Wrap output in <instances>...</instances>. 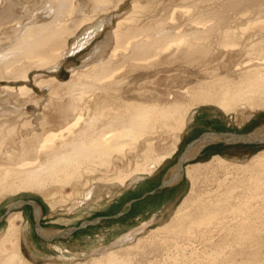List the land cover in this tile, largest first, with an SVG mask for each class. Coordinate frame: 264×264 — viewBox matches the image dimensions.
<instances>
[{
    "label": "bare ground",
    "instance_id": "bare-ground-1",
    "mask_svg": "<svg viewBox=\"0 0 264 264\" xmlns=\"http://www.w3.org/2000/svg\"><path fill=\"white\" fill-rule=\"evenodd\" d=\"M88 1L91 3L93 13L91 16L86 12L89 3L83 5L80 0H30L28 1L30 5L24 7L25 12L22 15L18 14L16 9L25 4L26 0H0V133L3 130L13 132L11 142L0 149V154L6 157V161L0 162V196L2 197L8 198L20 192L38 191L45 195L51 211H56L58 206L69 204L71 200L73 204L69 207V212L88 209L91 206L97 207L106 199H113L118 193L117 189H126L145 179L163 162L170 159L176 153L185 128L199 118V116L195 117L197 112L195 110L202 107L201 112L206 113L208 110L216 112L218 109L227 116L230 114L241 116L242 121L244 118L254 117L256 111H264V0H207L208 3L203 6L201 14L197 17L187 15L183 10L184 0H169L166 4L162 0H133L132 12L118 22L112 32L114 46L112 47L110 42L104 45L97 44L81 57L80 65L71 70L68 81L62 82L57 77L62 61L67 57H76L89 46L91 39L98 35L101 29H106L105 24L112 21L111 18H106L110 13H104L106 10L112 8L120 10L125 5V0ZM152 4L155 7L148 9ZM160 5L162 8L158 9ZM137 11L143 14L136 16ZM194 24L203 26L202 30L195 28ZM220 36L228 40L226 44L238 46L233 51L235 56L239 57L242 54L247 56L246 60L242 62L241 59L234 66V71L239 76L237 81L229 82L226 78L222 79L225 83L219 87L213 85L215 91L206 89L191 93V103H184L183 98L186 95L185 90L182 91L183 88L175 93L169 91V88L160 92L157 88L152 90L143 86L136 88L137 76L128 80L134 72L150 70L154 66L150 62L153 58H158L157 66H168L169 61L176 57H185L192 63L194 58H206L210 46H218L222 43L218 39ZM40 69L46 70L49 78L44 79L46 76H42L38 86L46 89L49 97L47 100L42 98L39 103L34 96L39 92L29 86V79L31 73ZM169 71V68L157 73L155 70L154 75ZM32 101L36 102L40 112L29 114L28 103ZM208 106L217 109L215 111ZM168 136H172L171 142H165ZM137 144L144 147L140 151L136 150L133 167L122 169L116 164L114 175L106 178L97 175L101 173L100 168H104L103 173L108 174L114 162L123 160L125 148L132 145L133 147L128 151L130 153ZM229 161L214 156L208 163L185 164L184 174L190 179L191 188L175 208L171 220L152 230L145 238L138 236L144 234L150 222L155 221L154 217L140 226L120 233L111 245L105 247L98 245L99 247L92 250L88 256L91 259L90 263L133 264L130 260L135 258H132L133 254L148 260L155 247L159 246L160 236L167 237L175 233V236L184 238L192 235L193 230V236L196 234L204 237L221 228L224 230L223 226L230 219H234L232 216L234 208L231 205V200L235 196L232 194L234 191H231L233 187L223 186L224 180L218 186L219 189L223 187L220 194L218 190L212 191L213 193L205 191L198 194L196 189L199 179L205 178L208 170L225 165H237ZM262 175H264V161L259 159L251 174L253 182L248 189L252 192L251 197H254L251 199L264 203L262 197L264 184L259 183ZM202 181L207 182L204 179ZM56 185H60L61 188L70 185L73 190L72 196H69L70 198L61 196L56 199L58 195L56 192L47 194L46 191ZM236 199L238 200V197ZM242 201L243 206L249 202L245 199ZM262 202L260 204H263ZM239 207L235 208L238 209L235 212L242 213ZM244 208L247 210L246 207ZM8 214L7 225L3 233H0V264H31L22 249L23 237L28 249H31L28 245L29 238L25 235L29 233L30 228L25 224L27 219L25 220L22 211L15 210ZM244 216L243 220L239 219L241 224L240 221L237 222L243 228L241 234L250 226L249 222L254 215ZM17 221L21 224L18 225ZM259 221L256 218V221H251L250 224ZM263 225L264 223L261 227ZM231 227L227 229L230 230ZM234 228L238 234L237 228ZM56 230L58 229L45 228L44 233H53ZM251 230L246 231L242 236L239 235L243 237L242 242L243 239L249 240L252 236L257 239L258 236H262L252 235L258 232L252 233ZM136 238L137 241L132 244ZM78 243L80 244V241ZM262 245L258 250L247 253L248 256L255 258L252 259L254 260L251 261L252 263H249V260L247 263L244 261L237 263L230 257L233 256L231 251H229L230 256L223 255L224 257L219 261H216L218 258L215 259L216 255L214 258L213 252L208 257L215 261L213 264H264V255L261 256V253L264 254V244ZM8 246H11L10 250ZM238 246L235 245V249L241 247ZM176 248L178 249L177 246L175 250ZM61 253L63 258L69 257L64 251ZM167 255L166 257L169 258ZM235 255L237 256V253ZM239 256L240 254L238 258ZM69 258L74 260L76 257ZM209 258L208 264H211ZM197 259H195L196 264ZM151 261L148 260L147 264H155ZM201 261L203 264L206 260Z\"/></svg>",
    "mask_w": 264,
    "mask_h": 264
},
{
    "label": "rangeland",
    "instance_id": "rangeland-1",
    "mask_svg": "<svg viewBox=\"0 0 264 264\" xmlns=\"http://www.w3.org/2000/svg\"><path fill=\"white\" fill-rule=\"evenodd\" d=\"M26 1L27 2L25 4L20 5L16 9L18 14L22 15L25 12L24 7L30 5V3H29L30 0H26ZM80 1L83 5H86L87 3H89L88 0H80ZM162 1L165 4L167 2H169V0H162ZM206 3H208L207 0H184V2H183L184 9L183 10L185 12H187V15H195L197 17V16H199V14H201V11L203 10L202 8ZM132 4H133V0L132 1L131 0H125V5L120 10H117L116 8H112L111 10H106L104 12V13L110 12L108 17H106V18H111L112 21L110 23H106L105 24L106 29L105 30L101 29L99 34L95 36L96 38L93 37L91 39L92 41L89 44V46H87L76 57H67L65 60L62 61L61 68L58 70V73H57L58 80H60L62 82L68 81L69 74L71 73V70L80 65L81 57L85 53H88V51H90L97 44L101 43L102 45H104V44H107L110 42V43H112V47L114 46L115 42H112V40H113L112 32L114 29H116L117 23L122 21L126 16H128L130 14V12H132ZM155 5H156V3H155ZM155 5L152 4L150 7H148V9H150V10L153 9L155 7ZM159 8H162V5L158 6V9ZM91 11H92L91 10V3H89L87 5V8H86V12L89 16H91L93 14ZM141 14H143V13L140 11H137L136 16H141ZM201 17H203V16H201ZM25 23H27V21H25ZM194 25H195V28L198 27V30H202L203 26H201L199 24H194ZM259 25H261V24H259ZM218 39L222 43L218 46H210L209 51H208V55L206 58H201V57L194 58L193 59L194 63H192V62H188L185 57H183V58L176 57V58H173L172 60L169 61L168 66H166V65L157 66L156 63H158V61H157L158 58H153L152 60H150V62H152L154 66H152V68L150 70H141V71L134 72L131 74V76L128 78V80L130 81V80H132V78L134 76H137L138 80L135 81V87L137 86L139 88L140 86H143L149 90L157 88L160 92L166 91L167 88H169L168 89L169 91L171 90V92L173 91V93H175L178 91V89L183 88L182 91L185 90L184 94L186 95L183 98L184 103H191V93H197V92H201L203 90L205 91L206 89H209V90L211 89V91L212 90L215 91L216 89L213 88L214 87L213 85L216 84L219 87L221 84L225 83V81L222 80L225 78L229 82L230 81H237L239 79V76H237V73L234 71V66L236 65L237 62L241 61V59H242V62L244 60H246L247 59L246 54H242V56L240 55L239 57L235 56L233 54V51L236 50L238 46H232V44H229V43L226 44L228 42V40L224 39L221 36ZM230 43H234V42H230ZM244 56H246V57H244ZM162 61L164 62V60H162ZM163 67L169 68L170 71L168 73L158 72L157 75H154L155 70L157 73V71L164 70ZM47 74L48 73L46 72V70H43V69H40V71L35 70L33 73H31V76L29 79V86L31 88L33 87L34 89H36L39 92L38 94L34 95L37 98V100L39 101V103H40V100H43V99L47 100L49 97L47 90L41 89L38 86V81H40L42 79V76H46L44 79L49 78V77H47ZM154 77H155V79H154ZM220 77H221V79H220ZM14 86H16V85H14ZM163 86H165L164 89H163ZM42 90H43V93H42ZM2 98H3V95H2ZM28 106H29V114H35V113L41 111L40 109H38L36 107L35 101L28 103ZM209 108H212L215 111L217 109L216 107H213V106L209 107ZM201 110H202V107L199 108V110H195V111H197L195 117L199 116V118L195 122L191 123L190 125H188V127L185 128V131L182 133V135L180 137V142L177 145L176 153L170 159L163 162L159 167L156 168V170L154 171V173L152 175L146 176L145 179L138 181L137 183H134L133 185H131L129 187H126V189L125 188L117 189L118 193L113 197V199L112 198L106 199L105 201H103V203L100 206H97V207L91 206L88 209H83V210L76 211V212L73 211L74 212L73 213V212H69V207H71L73 204V203H71V201H73V200H71L69 202V204H67L65 206H58L56 211H51V209L47 203V200L45 199V195L41 194L38 191L20 192L16 195L8 196V198L0 196V216L5 212L6 206L13 201L22 199V200H34L35 202H37L42 207V218L40 220V226L42 228H46V229L47 228L48 229H51V228L52 229H66L69 227L78 226L81 222L86 221V220H93L97 217H103V216H112V215H115L119 212L124 213L118 219L102 221L101 223H99L96 226H91V227H87L85 229L79 230V231L73 233L71 236H69L66 239L54 240L51 242H45L40 237H38L34 231V221H35L34 211L30 207H28V208L24 207L26 210L24 208H22L21 210H16L17 212L18 211L23 212L25 220L27 219L25 221V224L28 225V228L30 227L29 233L25 234V235H26V237L29 238L28 245L30 246L31 249H28V246L26 245L25 240H24L25 238L24 237L22 238V249H23L28 261L31 264H78V263L92 264V263H90L91 259L88 258L89 254L92 253V250H94L96 247H99V246L105 247V246L111 245L114 242L115 238H117V236L120 235V233L121 234H122V232L125 233L129 229L131 230L132 228L140 226L143 222H148L149 220H151L154 217V218H156L155 221L150 222L148 224V226L146 227L145 232H143L144 234H140L139 235L140 237L138 236V238H141V237L145 238V236H148L152 230L167 224L171 220L172 216L174 215L175 208L178 206V204L182 201V199L190 191L191 181L184 174L183 179L177 185H175L173 187L165 188V189L160 190V191H157L155 194L147 196L144 199L140 200V198L145 193H148L152 190H155L159 186L160 182L162 181L164 176L167 174L168 170L177 162V158H178L179 154L181 153V151L183 150L186 143H188L192 139L198 137L200 134H202L204 132L232 131V132H236V133H248V132H251L256 127L264 124V113L262 111H256L253 114L254 117H252L251 119H245L244 118V120L242 121L241 116L236 117L235 114L234 115L230 114L227 116V115H224L223 113H220V111L218 109L216 112H213L212 110H208V112H206V113L201 112ZM96 120L98 121L99 118ZM210 127H212V129ZM214 128L218 129L220 131H218V130L214 131ZM205 129L207 131H205ZM208 130H210V131H208ZM12 137H13V132L8 131V130H6V131L3 130V132L0 133V149L5 148V146L11 142ZM171 141H172V136H168L167 139L165 140V142H171ZM132 147L133 146L130 145V146H127L125 148L123 160L114 162L113 165L110 166V170H109L108 174L103 173L104 168H100L101 173H97V175L100 177H105V178L108 176L114 175L116 172V164L118 165V167H120L122 169H127L128 166L133 167V165L135 163V155H136L135 152H136V150L140 151L144 146L141 147V145L138 146V144H137L136 148L134 147V149L131 150L133 152L128 153V151ZM261 154H262V156H260ZM115 156H117V155H115ZM214 156H220L227 161L230 160L229 162L233 161V163H235L237 165H233V166L225 165L224 167H219V168L217 167V165H213L214 167L216 166L217 168L208 170L205 173L206 177L205 178L201 177V179H199V181L197 183L196 192H198V194H200V192H201V194H202L205 191L215 192L216 190H218L217 192L220 194V193H222L223 187H221V189H219L218 188L219 183L225 180V182H224L225 184L223 186H225V185L232 186L233 190H231V191L232 192L234 191V193H232V194L235 195V196L233 195L234 196L232 198L233 200H231L232 208H234V210H233L234 212L232 214L234 219H230L231 221L229 220L223 226L224 230H221L222 229L221 228V229H219L221 231L218 230L215 233H211L209 235L206 234L207 236H204V237H199L196 234H194V236H193V232H194L193 230L191 231L192 235H190L188 237H184V238H180V237L175 236L174 235L175 233H171L167 237L160 236L158 238L159 246L155 247L154 252L152 251V254H150L148 256L149 258H147V259L149 261L152 260L151 262H155V264H161V263H163V264H166V263L167 264H171V263L176 264L177 262H180L181 264L183 262L188 263V264L189 263L190 264H196L195 259L198 258L197 260L200 262L198 263V261H197V264H200V263L202 264L201 260H203V261L206 260L205 262L208 264L209 263L208 258L210 257L212 252L214 253V255H213L214 258H215V255L217 256L215 259L218 258L216 261H219L220 258H222L226 255L230 256V253L231 254L233 253V256H230V257L232 259H234L237 263L238 262L241 263L243 261L247 263V260H249V263L251 261H254L252 259H255V258L253 256L250 257V255L248 256L247 253L250 251L258 250L259 246L264 244V243H262L264 241V234H263L264 233V230H263L264 225L262 226L263 228L261 227V224L264 223V217H263L264 212H262V211H264V207H262V205L264 206V203L262 201L259 202V200H257V199H255V201H254V199H251L254 197H251L253 195H250V194H252V192H249L250 189H248V188L250 187V183L253 182L252 178H251V174L253 173L255 167L257 166V162L259 161V159L264 161V145H262V146H257V145H255V146L254 145H235V146L215 145V146H210V147L206 148L205 150H203L198 155V157H196V159L191 161L190 163H201V164L208 163L212 158H214ZM1 161L2 162L6 161V157L4 155L0 154V162ZM113 161H115V159H113ZM211 170H212V172H210ZM203 179L207 182H203L202 181ZM259 183L264 184V175H262L259 178ZM234 188H235V190H234ZM200 189H201V191H200ZM46 192H47V194L49 192L50 193L56 192L58 194V195L56 194L57 195L55 197L56 199L61 198V196L67 198L69 196H72V194H73V190H72V187L70 185L65 186L63 188H61L60 185H56V186L51 187V189L47 190ZM240 193H242L241 196H240ZM243 196H245V197H243ZM237 197H238L239 201L236 199ZM240 197L242 199H245L247 202L249 201L248 204L246 202L247 205L244 204L245 206H243L242 203H244L245 201L244 200L242 201V199ZM248 197H249V200H248ZM262 197H264V194H262ZM250 199L253 201H251ZM132 200H136V201L133 202V204L131 205L130 208H128L127 204ZM241 201H242V203H241ZM261 202L263 204H260ZM232 203H234V204H232ZM237 205H238V207L240 205H242L241 207H239V210H242V213H244V214H242L241 211L238 212L239 215L237 212H235L236 210L238 211V209H235V208H238ZM249 205H250V207H248ZM259 205L261 208L259 207ZM244 207H246L247 210H245ZM251 207L252 208L255 207V208L252 210ZM27 210H29V211H27ZM249 211H251V212L249 213ZM246 212H248V214H246ZM255 212H256V214H260V215L254 214ZM260 212H262V213H260ZM249 214H251V215H249ZM252 214L254 215L253 216L254 218L252 217ZM244 215H248V216L252 217L253 220L251 219V221H256V218H257V221L260 220L259 222H254V223L252 222V224H250V222H251L250 221L249 222L250 226H248L247 230L246 229H244V230L249 231L253 227V229H252L253 231L251 230V232L252 233L258 232V233H254L252 235L258 236V234H259V235H262L261 237L258 236V239H257L254 236H252L253 239L249 238V240L246 239L247 241L245 239H243V242L241 241L243 237H240V236L244 235V233L246 232L243 230L244 233L241 234L242 233L241 231L243 228L240 226V224H241L240 220L241 219L243 220V218L245 217ZM6 217L0 223V233H3V230L7 225V218ZM259 218H261V219H259ZM229 222H231L230 223L231 225L229 224ZM237 222H239L240 224ZM17 224L20 225L21 222L17 221ZM191 227H194V226H191ZM228 227H231L233 229L230 228V230H228L227 229ZM234 227L237 228V231L239 232L238 234L236 233V229ZM257 227H258V229H255ZM259 228H261V230ZM213 235H214V238H213ZM227 235H228V237H227ZM32 237L34 239H31ZM216 237H218V238H216ZM138 238H136L132 242V244H134ZM162 238H163V240H162ZM208 238H210V239H208ZM259 238H261V239H259ZM201 239H202V241H200ZM237 239L239 241H237ZM255 239H257V240H255ZM31 240L34 243H32ZM174 240H176V242ZM227 240H229V242ZM231 240L232 241L235 240V241L232 242ZM250 240H251V242H250ZM78 241H80V244L78 243ZM160 241H162L164 244ZM193 242H196V243H193ZM219 242L221 244L218 245ZM253 242H257V243L254 244ZM84 243H85V245H84ZM165 243H166V245H165ZM235 243H237V244H235ZM61 244H63V245H61ZM210 244H213L212 245L213 247ZM216 244L219 248L217 246H215ZM238 244L241 247H239ZM258 244H260V245H258ZM34 245H36V247ZM38 245H40V246H38ZM77 245H79L80 247L78 246V248H77L76 247ZM193 245H195V246H193ZM201 245H203V246L201 247ZM235 245H236V247L238 246L239 248L235 249ZM65 246L67 247V249H65L66 248ZM174 246L175 247L177 246L178 249L176 248V250H175ZM220 246H223V247H220ZM255 246H256V249H255ZM231 247L237 253V256L235 255L236 253L232 250ZM7 248H8V250H10L11 246H8ZM247 248H248V250H247ZM250 248H251V250H250ZM253 248H254V250H253ZM38 249H41V250H38ZM221 249L224 252L221 253V251H222ZM227 250H228V252H227ZM34 251H36V253H34ZM42 251H44V252H42ZM61 251H64L65 255H67L69 257L75 256L76 258L74 260H70L69 257L68 258L66 257L67 259L65 257L63 258ZM70 251H72V252H70ZM163 251L165 252L164 254H163ZM168 251H169V253H168ZM175 251H177V252H175ZM197 251H199V252L197 253ZM229 251H231V252L229 253ZM239 251H240V253H239L240 256L238 258V255H239L238 252ZM38 252L40 253L39 256H38V254H39ZM193 252L195 254H198L199 256L195 255ZM216 252H217V254H216ZM42 253H44L45 255ZM171 253H173V254H171ZM179 253L180 254L182 253V254L180 255ZM189 253H191V254H189ZM192 253L195 256V258L192 255ZM218 253H221V254H218ZM167 254H169V255H167ZM241 254H242V256H241ZM133 255H132V258L133 257H135V258L130 259L133 264H137V263L147 264L148 263L147 262L148 260L144 259L143 257L141 258L140 255H137V254H133ZM166 255L170 259L172 258L173 260L174 259H176V260L172 261L169 258H167ZM185 255H187L186 258H185ZM263 255L264 254L261 253V256H263ZM163 256H165V258ZM190 256L193 257V259ZM177 257H179V258H177ZM183 257H184V261H183ZM199 258L201 260H199ZM263 259H264V256H263ZM210 260H211V258H209V261ZM205 262L203 264H206ZM214 262H213V260H211L210 263L213 264ZM180 263H177V264H180Z\"/></svg>",
    "mask_w": 264,
    "mask_h": 264
},
{
    "label": "water",
    "instance_id": "water-1",
    "mask_svg": "<svg viewBox=\"0 0 264 264\" xmlns=\"http://www.w3.org/2000/svg\"><path fill=\"white\" fill-rule=\"evenodd\" d=\"M215 145H264V124L256 127L251 132L247 134L236 133L232 131H221V132H204L198 137L192 139L184 146L183 150L177 158V162L168 170L167 174L164 176L159 186L148 193H145L140 200L147 196L155 194L157 191L163 190L165 188L173 187L177 185L184 177V165L195 160L198 155L210 146ZM132 200L127 204L130 208L133 202ZM24 207H31L34 211L35 221H34V231L38 237H40L45 242H51L54 240L66 239L73 233L85 229L87 227L96 226L102 221L118 219L124 213L119 212L112 216L97 217L93 220H86L81 222L76 227H69L66 229H58L53 233H44L45 228L40 226V220L42 218V209L35 201L32 200H16L9 203L6 206L5 212L0 216V223L8 215V213L22 209ZM38 211H37V209Z\"/></svg>",
    "mask_w": 264,
    "mask_h": 264
},
{
    "label": "crops",
    "instance_id": "crops-1",
    "mask_svg": "<svg viewBox=\"0 0 264 264\" xmlns=\"http://www.w3.org/2000/svg\"><path fill=\"white\" fill-rule=\"evenodd\" d=\"M263 113H264V111H262ZM218 129H214V131H217ZM205 131H207L206 129H205ZM208 131H210V130H208ZM218 131H220V130H218Z\"/></svg>",
    "mask_w": 264,
    "mask_h": 264
}]
</instances>
